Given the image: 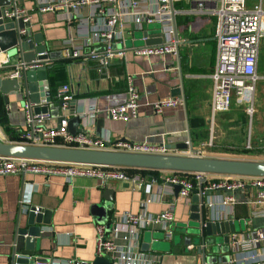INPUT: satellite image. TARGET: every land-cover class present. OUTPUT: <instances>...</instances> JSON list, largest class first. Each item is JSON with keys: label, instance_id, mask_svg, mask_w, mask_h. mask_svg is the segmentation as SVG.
Segmentation results:
<instances>
[{"label": "crops", "instance_id": "crops-1", "mask_svg": "<svg viewBox=\"0 0 264 264\" xmlns=\"http://www.w3.org/2000/svg\"><path fill=\"white\" fill-rule=\"evenodd\" d=\"M39 0H19L31 15V33L41 32L44 43L51 50H62L65 41L72 39L80 42L90 34V28L80 24L74 18L80 13L87 15L89 6L79 9L66 8L46 10ZM59 3L62 0H51ZM79 1V0H75ZM262 2L259 0L256 4ZM154 5L150 6L151 11ZM195 3L191 0H173L172 26L174 29L175 45H179V53L166 55L143 56L128 51L122 57H115L113 61L101 68L98 59L82 57L72 59L64 53L62 70L57 77L60 83H69L74 99L97 100L100 112L95 123L88 127V136L96 137L109 131L112 142L129 140L163 144L171 149H178L181 143L190 140L191 133L193 148L201 151L200 157L207 159L233 160L242 162L264 163V43H260L257 81L255 86V101L262 102V111L258 123L251 126V137H247V123L244 117L246 106L235 100L231 109L217 114L216 121L211 123V100L213 79L211 77L216 65L215 14L193 12ZM264 9V7H263ZM120 18L123 33L128 47L142 46L145 31L157 36L158 22L147 23L143 14L121 7ZM160 24V23H159ZM161 25V24H160ZM149 37V36H148ZM103 48V44L97 46ZM2 69L17 63L8 53L0 52ZM0 69L1 73L6 71ZM11 71V70H10ZM10 71L7 70L8 73ZM7 73V74H8ZM5 74V75H7ZM133 78L135 86L140 92L139 115L127 121L115 120L108 113V108L126 101L128 96L127 77ZM54 82L56 78H53ZM183 83L187 104L165 108L163 112H156L154 103L162 98L173 96L172 90L181 87ZM3 107L7 111L8 124L19 135L25 124V103L17 100L15 95L9 96L6 104L2 94ZM53 118L51 125H58L56 104L52 105ZM256 112L254 111L251 115ZM69 114L68 109L62 111ZM248 113V112H247ZM249 114V113H248ZM250 115V114H249ZM248 115V116H249ZM98 122H101V132L97 133ZM209 123V149L203 140V133L207 131ZM255 125V126H254ZM241 128H244L242 131ZM234 130L238 131L235 137ZM11 132L0 122V141L12 142ZM190 149V148H189ZM185 150V149H178ZM147 170L146 175L158 177L155 190L164 186L162 170ZM224 173L210 172L207 178H216ZM150 175V176H149ZM256 176V175H252ZM22 175H0V264H12L17 228L26 225V204L40 206L49 210L51 222L43 225V236L40 254L59 258H76L92 262L96 256L97 224L105 222L112 224L118 214L124 211L141 213L147 198L144 186L129 185L120 181H110L102 185L98 180L89 177H77L72 182L62 176H47L43 174L27 173L22 182ZM199 187V185H198ZM107 188L114 189L113 200H106L103 195ZM259 188L249 184L245 189L237 190L234 194L237 203L233 213L224 217L234 216L235 222L244 223L245 228L237 232L248 233L255 228L264 226V217L255 211L261 208L255 203ZM213 196V195H211ZM209 201V196H208ZM175 202L173 224L175 234L170 245L164 250H148L159 264H202L199 245L187 242L189 234L183 230L182 223L189 221L192 206V195L175 199L166 196L159 202H152L146 209L152 213H160L168 207V203ZM105 203L106 209L102 208ZM214 209L207 216L216 214ZM157 231H145L143 242H148L146 235ZM151 236V235H150ZM166 240V239H165ZM224 246V244H222ZM18 252V251H16Z\"/></svg>", "mask_w": 264, "mask_h": 264}, {"label": "built area", "instance_id": "built-area-1", "mask_svg": "<svg viewBox=\"0 0 264 264\" xmlns=\"http://www.w3.org/2000/svg\"><path fill=\"white\" fill-rule=\"evenodd\" d=\"M195 3L193 12L203 14H215L217 17L215 26L216 38V65L211 77L213 79V92L211 100V113L213 118L222 112H227L235 100L246 106L247 112L254 111L255 86L257 81V64L260 43L264 39V9L262 2L254 7L247 5V0H191ZM46 10L66 8L79 9L89 6L87 15H76L74 18L80 24L90 28V34L80 42L69 39L65 41L62 52L72 59H98L101 68L107 67L115 57H122L128 51L143 56L176 54L177 47L172 26L173 0H62L54 3L51 0H39ZM154 5L151 11L150 6ZM126 7L143 14L147 23L158 22L162 26L164 42L136 47L126 45V37L123 33V24L119 9ZM4 17L8 20L22 18L24 23H31L29 11L20 5L19 0L6 9ZM25 36L31 34L30 27L20 30ZM149 37L145 36L146 42ZM103 44V48L97 46ZM45 53H48L46 51ZM43 53V54H45ZM39 55V54H38ZM49 59H36L30 62H20L16 69L10 71L7 77H19L21 69L29 70L48 65ZM3 61L0 54V68ZM128 96L125 102L108 108V113L115 120L127 121L139 115L140 92L135 86L133 78L127 77ZM56 99H62L64 105L62 111H66L69 102L74 97V92L69 83L57 88ZM183 104L180 97L162 98L154 103L156 112H163L165 108L176 107ZM100 109L95 98L79 99L77 113L83 118L87 116L86 127L92 126ZM64 114V113H63ZM60 128L51 125L52 112L34 113L29 105H25V124L19 131V135L12 142L32 146H55L82 148L97 151H111L117 153H132L143 155H166L200 157L201 151L193 152L171 149L163 144L148 142H135L119 140L112 142L109 131L96 137L86 133L72 135L68 130L69 114H64ZM132 168L138 169L134 170ZM144 169L146 167H129L124 165L63 161L45 158L21 157L0 154V175H22L27 173L43 174L47 176H62L68 182L77 177H89L98 180L102 185L110 181H120L129 185L144 186L147 198L144 210L141 213L124 211L118 214L111 227L105 222L97 224L96 256L107 257L112 264H159L150 252L142 249L143 233L145 231H162L167 240L174 237V200L168 203V207L160 213H152L146 209L152 202H159L166 196L175 199L174 185L180 184L178 197H189L194 189H198L201 180L205 179L203 192L211 191L206 201V208L210 212L217 209L212 215L214 220H222L233 213L237 203L235 192L245 189L249 184L264 187V176H252L245 174H221L216 178H207L210 172L186 171L174 169H160L164 186L155 190L154 186L158 177H148ZM159 170V171H160ZM150 176V175H149ZM219 192V193H218ZM228 192H233L228 194ZM255 203L261 208L255 213L264 217V191L259 190ZM32 205L26 204L23 208L27 213ZM43 210L35 206V211ZM209 219L211 216L209 215ZM231 264H264V226L253 229L248 233H231ZM20 259L14 264H91L89 261L74 258H59L42 256L39 254L16 253Z\"/></svg>", "mask_w": 264, "mask_h": 264}, {"label": "water", "instance_id": "water-1", "mask_svg": "<svg viewBox=\"0 0 264 264\" xmlns=\"http://www.w3.org/2000/svg\"><path fill=\"white\" fill-rule=\"evenodd\" d=\"M14 0H0V52H7L9 57L17 63L10 64L0 68L6 73L0 74V93L3 95L6 104L9 103V96L15 95L20 102L30 106L34 113L51 112L52 105L56 104L58 128L61 126L65 115L62 113L64 101L55 99L53 89L50 85L49 74L55 61L63 58L61 50H51L44 43L43 34L41 32L27 33L23 36L20 33L21 29L30 27L31 23H24L22 18L8 20L4 17L7 8L12 5ZM159 25L157 36L151 35L149 31H145L144 36H149L146 45L162 44L164 42V34L162 26ZM126 41V45L128 46ZM48 51V53H45ZM45 53V54H43ZM177 53H179V45H177ZM39 54V55H38ZM49 59L48 65L22 70L19 77H7V70L16 69L20 62H30L36 59ZM173 96H182L183 103L186 107L187 99L183 83L181 87L172 90ZM79 108V99H73L69 102L68 111V130L72 135L77 133L88 132V127L85 123L88 122L85 118L77 113ZM101 122H98L97 133L101 132ZM190 140L187 143H181L177 146L178 149L190 148L193 152L191 133ZM0 154L45 158L63 161H78V162H97L124 165L129 167H146L155 169H174L186 171H203L224 174H245L264 176V163L242 162L233 160L207 159L202 157H186V156H166V155H143L132 153H117L111 151H97L82 148L70 147H55V146H32L25 144H15L0 141ZM22 182L25 179V174H22ZM205 179L201 180L198 189L193 190L192 206L189 221L184 225V231L189 234L187 242H194L199 245V253L202 256V264H231V233L239 231L234 216H230L224 220H210L207 216L206 201L211 191L203 192ZM264 191V187H258ZM181 189L180 184L174 185L175 195L178 197ZM219 193V192H218ZM233 192H228L232 194ZM114 189L107 188L103 197L111 201L113 200ZM106 209L105 203L102 205ZM50 211L43 209L39 212L35 211V206L26 216V225L17 228L15 250L19 253L34 254L38 251L40 254L41 241L44 238L43 225H48L51 222ZM192 222H195L193 225ZM113 224V223H112ZM112 224H108L111 227ZM175 229V227H174ZM193 229V230H190ZM157 232L150 234L151 240L143 242L142 249L148 251L150 247L153 250L161 249L160 239L155 237ZM163 236L164 233H162ZM222 238V242L219 241ZM164 239V237H163ZM166 239V238H165ZM167 240V239H166ZM157 243V248L153 245ZM218 244V249L215 248ZM224 244V246H222ZM13 253V263L19 261L16 258V253ZM91 264H112L107 257L97 256Z\"/></svg>", "mask_w": 264, "mask_h": 264}, {"label": "rangeland", "instance_id": "rangeland-1", "mask_svg": "<svg viewBox=\"0 0 264 264\" xmlns=\"http://www.w3.org/2000/svg\"><path fill=\"white\" fill-rule=\"evenodd\" d=\"M259 0H248V4H249V6L250 5H252L253 6V4L254 3H256V2H258ZM263 7H264V0H263ZM264 43V39H262V44ZM262 102H260V101H258L257 102V100L255 101V104H254V106L256 107V112L253 114V115H249L247 112L245 113V117H244V119L246 120V122H248L247 123V126H246V130H247V137L250 139V137H251V126H252V122L254 121V123H255V125L258 123V120H259V116L261 115L260 114V111H262ZM249 115V116H248ZM213 121H214V123H215V121H216V118H213V116L211 117V123L213 124ZM254 125V126H255ZM242 129V131H244L243 129L244 128H241ZM234 132H235V137H238V131L237 130H234ZM203 140H204V142L207 144V148L209 149V123H208V125H207V131H206V129H205V132L203 133ZM193 223V225L195 224V222H192ZM237 223V229L239 230V229H241V227L242 228H245V226H244V223H239V222H236ZM184 225L185 224H183L182 223V227H184ZM175 226V225H174ZM184 229V228H183ZM190 230H193V229H190ZM163 232L162 231H157V234H155V237H157V238H159L160 239V243H161V249H164V248H166V247H169V245H170V243H169V241L168 240H165V236H163V234H162ZM146 237H147V239L148 240H151V236H150V234H148L147 233V235H146ZM163 237H164V239H163ZM219 241L220 242H222V238H219ZM223 243V242H222ZM153 248L154 249H156L157 248V243H155L154 245H153ZM215 248L216 249H218V244H216V246H215Z\"/></svg>", "mask_w": 264, "mask_h": 264}, {"label": "trees", "instance_id": "trees-1", "mask_svg": "<svg viewBox=\"0 0 264 264\" xmlns=\"http://www.w3.org/2000/svg\"><path fill=\"white\" fill-rule=\"evenodd\" d=\"M66 60H62V59H59L57 61H55V63L53 64L52 68L50 69V74H49V81H50V85L53 89V94L56 95V92H57V88L62 85L63 83H60L58 82V79L56 76L59 75L60 73V70H62V67L64 65V62ZM1 74V72H0ZM53 78H56L55 82H54V79ZM1 94V93H0ZM55 99H56V96H55ZM0 122L1 124L6 128L7 131L11 132L12 134V138L13 139H16L17 136H15V132L14 130H12L11 126L8 124V117H7V111L6 109L3 107V99L2 97L0 96ZM134 170H138V169H135V168H132ZM140 170H147V169H144V168H141ZM149 170H153V169H149ZM145 173V172H144ZM146 174V173H145Z\"/></svg>", "mask_w": 264, "mask_h": 264}]
</instances>
